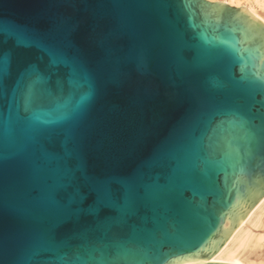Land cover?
<instances>
[{
	"label": "water",
	"instance_id": "95a60500",
	"mask_svg": "<svg viewBox=\"0 0 264 264\" xmlns=\"http://www.w3.org/2000/svg\"><path fill=\"white\" fill-rule=\"evenodd\" d=\"M263 197L243 7L0 0V264H225Z\"/></svg>",
	"mask_w": 264,
	"mask_h": 264
},
{
	"label": "bare ground",
	"instance_id": "6f19581e",
	"mask_svg": "<svg viewBox=\"0 0 264 264\" xmlns=\"http://www.w3.org/2000/svg\"><path fill=\"white\" fill-rule=\"evenodd\" d=\"M218 2L216 0H207ZM221 3L243 7L252 17L264 25V0H220ZM249 226L264 230V197L235 228L211 262L225 264H264V233H253ZM249 253L253 258L249 257Z\"/></svg>",
	"mask_w": 264,
	"mask_h": 264
},
{
	"label": "rangeland",
	"instance_id": "374dc122",
	"mask_svg": "<svg viewBox=\"0 0 264 264\" xmlns=\"http://www.w3.org/2000/svg\"><path fill=\"white\" fill-rule=\"evenodd\" d=\"M216 1L221 2L220 0H216ZM257 12H258V14L264 16V11H262V10L260 11V10L258 9ZM249 229H250L253 233H255V234H257V233H264V230H263V229H260V228H254V227H252V226H249ZM249 257L253 258L252 254L249 253Z\"/></svg>",
	"mask_w": 264,
	"mask_h": 264
},
{
	"label": "snow or ice",
	"instance_id": "6c2138e0",
	"mask_svg": "<svg viewBox=\"0 0 264 264\" xmlns=\"http://www.w3.org/2000/svg\"><path fill=\"white\" fill-rule=\"evenodd\" d=\"M31 102V99L29 98V100L27 101V103H30ZM62 107H64V108H68V105H63Z\"/></svg>",
	"mask_w": 264,
	"mask_h": 264
}]
</instances>
